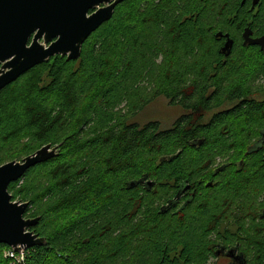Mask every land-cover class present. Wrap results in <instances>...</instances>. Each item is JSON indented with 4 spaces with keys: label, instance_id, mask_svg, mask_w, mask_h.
I'll list each match as a JSON object with an SVG mask.
<instances>
[{
    "label": "trees",
    "instance_id": "1",
    "mask_svg": "<svg viewBox=\"0 0 264 264\" xmlns=\"http://www.w3.org/2000/svg\"><path fill=\"white\" fill-rule=\"evenodd\" d=\"M120 11L132 32L106 53L93 36ZM246 27L264 36V0H126L78 60L52 58L0 92V165L59 146L8 186L45 240L23 264H210L225 248L261 264L264 141L251 152L258 136L237 142L229 130L264 126V101L252 99L264 52L242 45ZM219 33L233 40L228 57ZM159 97L183 111L171 127L131 121Z\"/></svg>",
    "mask_w": 264,
    "mask_h": 264
},
{
    "label": "water",
    "instance_id": "2",
    "mask_svg": "<svg viewBox=\"0 0 264 264\" xmlns=\"http://www.w3.org/2000/svg\"><path fill=\"white\" fill-rule=\"evenodd\" d=\"M124 1L0 0V92L52 58L78 60L84 42L110 21L115 8ZM258 3L259 0H251V9ZM216 38L225 40L220 52L228 57L233 40L228 34L220 33ZM241 39L243 46H256L264 52V36L252 38L250 28L243 29ZM263 141L264 135L250 151L258 149ZM58 147L46 145L19 161L0 165V245L15 252L45 245L44 239L29 230L37 225L39 218L25 217L29 204L12 201L8 186L30 169L56 158ZM211 186V183L207 184V187ZM189 189L187 186L179 191L174 203ZM174 203L169 205L173 207Z\"/></svg>",
    "mask_w": 264,
    "mask_h": 264
},
{
    "label": "rangeland",
    "instance_id": "3",
    "mask_svg": "<svg viewBox=\"0 0 264 264\" xmlns=\"http://www.w3.org/2000/svg\"><path fill=\"white\" fill-rule=\"evenodd\" d=\"M125 14L126 12L124 13L121 11L119 12V14H117L116 22L120 25L114 24L115 26L113 25L114 28L112 30H109L107 28L106 30L99 31L93 36V37H96L97 41L99 40L97 44H99V46H102L104 48V52L110 53L111 49L115 48V45H117L116 40L119 41L120 38H121V41L125 43L128 37L127 36L128 33L132 32L130 28H126L124 22H119V19L123 18ZM121 25L123 28L121 27ZM105 31L107 32L105 33ZM246 53L250 54V56L252 57V60H254L253 62H255L256 65L259 63L260 59H263L262 57L256 58L257 56L255 57V53L250 50L246 51ZM252 84H253L252 86L253 87L252 88L253 98L252 99H254V101L256 102L257 101L263 102L264 101V78L261 77L255 81L252 80ZM227 107L228 106H223L222 108H227ZM123 111L126 112V108H124ZM215 112L216 111L207 113L204 120L207 121L212 116V114ZM182 114H183L182 109L176 106L175 107L170 106L166 99H164L163 97H159L155 99L154 101H152L149 105H147L143 109V111H140L136 117L131 119V121L139 125H144L148 122H156L159 124L160 128L168 129L169 127H171L174 121L177 118H179ZM258 125H259V121H254L251 125H248L245 128V132H243L244 134L243 133L237 134L236 132H240V130L242 129L239 128L238 130L236 129V131L232 130V125L230 124L229 130H231V137L233 138V141H237V142L244 141V143H248V142L252 143L253 141H255L254 138L257 136ZM234 133H236V135H234ZM226 161L227 159L217 160L216 165L214 166L213 169L215 170L216 168H219ZM241 163L242 161H238L235 167H239V164ZM214 262H215V259L211 258L208 263L213 264Z\"/></svg>",
    "mask_w": 264,
    "mask_h": 264
},
{
    "label": "flooded vegetation",
    "instance_id": "4",
    "mask_svg": "<svg viewBox=\"0 0 264 264\" xmlns=\"http://www.w3.org/2000/svg\"><path fill=\"white\" fill-rule=\"evenodd\" d=\"M241 35H242V33H241ZM261 36H263V35H261ZM261 36H254L252 33V38H258ZM257 49L259 50V47H257ZM257 134H258L257 135L258 138L256 141H258L259 139L261 140L263 135H264V126L262 128H260L259 131H257ZM191 196H193V195H191ZM256 223H257V225H259V230H261V231H257L256 233L254 232L253 235L254 236L260 235L264 239V208H261L259 210V214L257 215ZM263 252H264V250H263ZM219 263L220 264H260L256 257L254 260H245L239 254V250L238 251L237 250H231L230 248L223 249L213 264H219ZM261 264H264V259L262 260Z\"/></svg>",
    "mask_w": 264,
    "mask_h": 264
},
{
    "label": "built area",
    "instance_id": "5",
    "mask_svg": "<svg viewBox=\"0 0 264 264\" xmlns=\"http://www.w3.org/2000/svg\"><path fill=\"white\" fill-rule=\"evenodd\" d=\"M4 257H7L11 264H23L25 260V251L15 252L11 249H8L4 253Z\"/></svg>",
    "mask_w": 264,
    "mask_h": 264
}]
</instances>
